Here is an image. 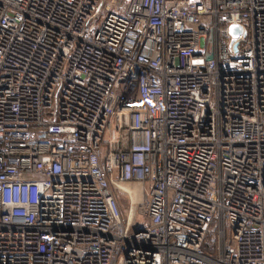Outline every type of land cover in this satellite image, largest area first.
Segmentation results:
<instances>
[{
	"label": "built area",
	"instance_id": "obj_1",
	"mask_svg": "<svg viewBox=\"0 0 264 264\" xmlns=\"http://www.w3.org/2000/svg\"><path fill=\"white\" fill-rule=\"evenodd\" d=\"M0 264H264V0H0Z\"/></svg>",
	"mask_w": 264,
	"mask_h": 264
},
{
	"label": "rangeland",
	"instance_id": "obj_2",
	"mask_svg": "<svg viewBox=\"0 0 264 264\" xmlns=\"http://www.w3.org/2000/svg\"><path fill=\"white\" fill-rule=\"evenodd\" d=\"M209 50H211V45H209ZM117 125H118V123H117L116 118H112V119H111V126H112V128H116ZM120 195H121V194H120ZM119 199H120L119 204H120V207H121V209H122V212H123L124 214H125V213L127 214V212H128V207H129V202H128V200H127L126 198H124V197H121V196H120ZM137 220L140 221L139 218H137ZM230 239H231V233H230L229 230H227V233H226V241L229 242ZM214 240H215V234H214V233H211V234L209 235V237H208V241L211 242V241H214Z\"/></svg>",
	"mask_w": 264,
	"mask_h": 264
},
{
	"label": "water",
	"instance_id": "obj_3",
	"mask_svg": "<svg viewBox=\"0 0 264 264\" xmlns=\"http://www.w3.org/2000/svg\"><path fill=\"white\" fill-rule=\"evenodd\" d=\"M229 32L232 38L235 39L240 35L241 29L239 26H230Z\"/></svg>",
	"mask_w": 264,
	"mask_h": 264
},
{
	"label": "trees",
	"instance_id": "obj_4",
	"mask_svg": "<svg viewBox=\"0 0 264 264\" xmlns=\"http://www.w3.org/2000/svg\"><path fill=\"white\" fill-rule=\"evenodd\" d=\"M205 250L209 251L210 249L207 247V244L205 245Z\"/></svg>",
	"mask_w": 264,
	"mask_h": 264
}]
</instances>
